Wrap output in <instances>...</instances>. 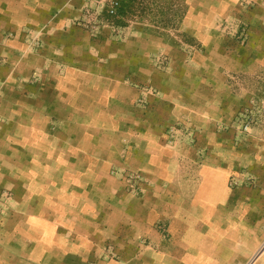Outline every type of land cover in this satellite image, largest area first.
Returning <instances> with one entry per match:
<instances>
[{
	"label": "crops",
	"instance_id": "crops-1",
	"mask_svg": "<svg viewBox=\"0 0 264 264\" xmlns=\"http://www.w3.org/2000/svg\"><path fill=\"white\" fill-rule=\"evenodd\" d=\"M89 1L0 0V264H264V190L244 199L229 186L219 93L199 104L183 85L141 107L124 82L139 68L110 55L101 67L88 50L76 22ZM253 27L252 54L215 56L206 90L229 91L222 70L264 68V14ZM25 29L43 42L36 56L2 37ZM179 123L195 148L166 144ZM121 170L142 176L136 193Z\"/></svg>",
	"mask_w": 264,
	"mask_h": 264
},
{
	"label": "rangeland",
	"instance_id": "rangeland-1",
	"mask_svg": "<svg viewBox=\"0 0 264 264\" xmlns=\"http://www.w3.org/2000/svg\"><path fill=\"white\" fill-rule=\"evenodd\" d=\"M112 7L116 8L115 14L110 13ZM263 7L264 0H90L85 14L76 22L87 35L88 50L97 55L101 67L111 65L113 56L125 73L139 68L133 82L129 76L124 82L139 92L141 107L146 108L150 98L175 99L183 85L198 88L187 99L199 104L219 93L210 98H220L216 109L231 120L228 125H219L220 150L232 155L227 157L221 152V162L235 163L229 186L240 190L237 195L244 199L250 190H264V68H253L249 73L222 70L227 74L228 92L224 84L216 82L212 83L214 91L203 86L218 71L212 68V64L216 67L218 54L226 58L228 52L239 51V60L252 54L248 38L254 20L259 22L264 14ZM18 36L29 54H39L43 42L31 29L2 34L5 40ZM198 68L202 70L198 72ZM165 140L172 150H185L186 146L195 148L198 139L194 129L179 123L166 129ZM115 172L127 191L136 193L128 187L124 175L137 173ZM101 256L115 258L109 253Z\"/></svg>",
	"mask_w": 264,
	"mask_h": 264
},
{
	"label": "built area",
	"instance_id": "built-area-1",
	"mask_svg": "<svg viewBox=\"0 0 264 264\" xmlns=\"http://www.w3.org/2000/svg\"><path fill=\"white\" fill-rule=\"evenodd\" d=\"M118 6V4H115L114 7ZM112 7L110 13L115 14L116 8ZM248 127H246V130ZM126 173V172H125ZM125 181L127 182V185L130 189H133L134 192H137L139 185L142 183L143 179L142 176L128 173L124 175Z\"/></svg>",
	"mask_w": 264,
	"mask_h": 264
}]
</instances>
